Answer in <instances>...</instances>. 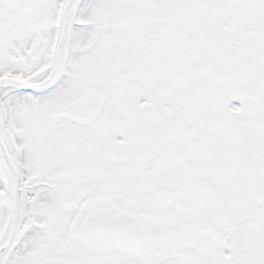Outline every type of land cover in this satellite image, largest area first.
I'll return each instance as SVG.
<instances>
[{
	"label": "snow or ice",
	"instance_id": "obj_1",
	"mask_svg": "<svg viewBox=\"0 0 264 264\" xmlns=\"http://www.w3.org/2000/svg\"><path fill=\"white\" fill-rule=\"evenodd\" d=\"M0 264H264V0H0Z\"/></svg>",
	"mask_w": 264,
	"mask_h": 264
}]
</instances>
